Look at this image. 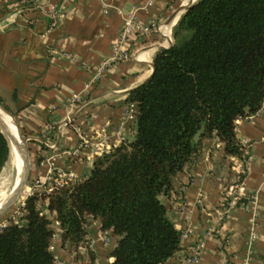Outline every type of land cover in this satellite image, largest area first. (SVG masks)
Here are the masks:
<instances>
[{"label": "crops", "instance_id": "crops-1", "mask_svg": "<svg viewBox=\"0 0 264 264\" xmlns=\"http://www.w3.org/2000/svg\"><path fill=\"white\" fill-rule=\"evenodd\" d=\"M193 1L47 0L23 6L21 0H0V104L30 136V177L41 180L38 189L70 173L74 179L87 175L97 154L134 136L131 107L136 110V103L129 101V91L151 76L156 52L174 42V27ZM53 11L57 23L52 22ZM128 16L144 23L155 18L161 29L121 41ZM118 44L129 56L111 61ZM236 124L237 136L253 155L241 184L245 201L218 219L217 211L229 205L227 190L239 180L244 156L226 153L216 133L204 137L199 151L174 177L170 193L160 194L170 218L187 232L165 264H183L200 240L204 245L197 264H220L223 257L225 264H244L247 258L250 264H264V104ZM250 193H256L258 210L254 240ZM52 217L56 264H90L87 247L81 246L77 257ZM88 220L96 264H109L118 236L109 230L105 243L100 220L91 215Z\"/></svg>", "mask_w": 264, "mask_h": 264}, {"label": "trees", "instance_id": "trees-1", "mask_svg": "<svg viewBox=\"0 0 264 264\" xmlns=\"http://www.w3.org/2000/svg\"><path fill=\"white\" fill-rule=\"evenodd\" d=\"M173 36L156 52L151 76L129 91L134 136L97 154L87 175L29 194L19 218L0 228V264H56L53 214L62 240L77 257L87 247L90 264L89 215L118 236L109 264H165L180 249L182 230L160 194L170 193L204 137L216 133L226 153L245 155L236 120L264 104V0H196ZM11 152L0 128V171Z\"/></svg>", "mask_w": 264, "mask_h": 264}, {"label": "built area", "instance_id": "built-area-1", "mask_svg": "<svg viewBox=\"0 0 264 264\" xmlns=\"http://www.w3.org/2000/svg\"><path fill=\"white\" fill-rule=\"evenodd\" d=\"M47 0H21L23 6H30L32 4H36V3H41V2H45ZM51 18H53L52 22L53 23H57V13L55 11L50 13ZM161 29V24L155 19H151L149 22H141L140 20H138L137 18H135L134 16H128L125 18L124 20V25L121 31V35H120V40H126L128 37H130L131 35H142V34H147L150 32H153L155 30H160ZM129 56V53L126 49H122L121 44H118L115 55L113 56V58L111 59V61H115L118 60L120 58H124ZM110 61V62H111ZM107 62V61H106ZM108 63V62H107ZM131 111H133V114L135 112V108L132 106L131 107ZM67 122H72V117L68 116L67 117ZM79 132V136L81 138V142H85L86 141V134L83 130H81L80 128L78 129ZM245 144V139L242 141ZM95 147L97 149H101L102 144L101 142H97L94 143ZM245 155L243 157V159L241 160V165H240V169L239 172L241 173H247L248 169L250 168V163L253 159V155L251 154L249 147H245ZM51 164H53V162H51ZM52 170V169H51ZM67 179H74V177L72 176V174H68ZM64 179H59L56 180V182H62ZM32 184L28 185L30 192H33L34 190L38 189V186L41 185V180L39 178H33L31 180ZM243 181H236L234 182L233 185H231L228 190V198L230 197V199L228 200V206H225L222 210H218L217 211V217L219 220H223L229 210V208H231V206H234L237 204L238 199L244 195L243 191L241 190V184ZM52 187V184L48 185L45 189L49 190ZM250 197V201L252 202L251 208H252V212H253V231L251 232V240H254L257 237V232L255 230L256 226H257V215H258V210H257V206L255 204L256 201V193H250L249 194ZM187 232L184 231L182 232V237L186 236ZM103 236H104V240L105 243H108L110 241V232L109 230H105L103 231ZM204 245V240H200L195 246H193L190 250V252L184 256L182 262L183 264H197L201 249L203 248ZM227 262V258L223 257L221 260L220 264H225ZM244 264H250L249 262V258L246 259V261L244 262Z\"/></svg>", "mask_w": 264, "mask_h": 264}, {"label": "water", "instance_id": "water-1", "mask_svg": "<svg viewBox=\"0 0 264 264\" xmlns=\"http://www.w3.org/2000/svg\"><path fill=\"white\" fill-rule=\"evenodd\" d=\"M196 0H194L191 4L185 7V10L191 6ZM164 48L163 46H160V49ZM13 116V115H12ZM14 120L15 117L13 116ZM15 123L18 128V135H15L9 124L0 116V128L4 132V134L7 136V138L11 139V141L17 146V149L19 151L21 160H22V169L20 172V178L17 182L16 186L13 188L10 195L6 198L4 202L0 204V215L5 213L10 207L13 206V204L19 199L22 192L24 191L25 187L27 186V183L30 179L31 175V163H30V151L28 146V140L30 139V136L24 135L15 120ZM205 125H203L195 134L194 139L198 141L204 130Z\"/></svg>", "mask_w": 264, "mask_h": 264}, {"label": "rangeland", "instance_id": "rangeland-1", "mask_svg": "<svg viewBox=\"0 0 264 264\" xmlns=\"http://www.w3.org/2000/svg\"><path fill=\"white\" fill-rule=\"evenodd\" d=\"M17 164L14 161V154L11 152V156L5 166L2 168L0 171V202L8 195L9 193L12 192L14 185L16 183V177H17ZM32 184L31 182V177L27 183V187L23 194L19 197V199L13 204L12 207H10L6 213L2 216H0V228L7 224L11 219H18L19 216L22 213V206L24 205L26 197L31 194L29 186ZM39 190H44V188L39 189ZM53 227L56 233V228L55 224L53 221ZM55 236V234H54ZM53 236V238H54ZM57 260V258H56Z\"/></svg>", "mask_w": 264, "mask_h": 264}, {"label": "bare ground", "instance_id": "bare-ground-1", "mask_svg": "<svg viewBox=\"0 0 264 264\" xmlns=\"http://www.w3.org/2000/svg\"><path fill=\"white\" fill-rule=\"evenodd\" d=\"M0 116L9 124L12 132L15 134V135H18V128H17V125L15 123V120L13 118V116L11 114H9L7 111H5L1 106H0ZM10 139V138H9ZM10 142H11V150L14 154V161L16 162L17 164V177H16V183L14 185V187L16 186L17 182L19 181V178H20V172H21V169H22V160H21V157H20V154H19V151L17 149V146L11 141L10 139ZM27 187V186H26ZM25 187V189H26ZM24 189V191H25ZM23 191V192H24ZM22 192V194H23ZM10 194V193H9ZM21 194V195H22ZM8 197V195L0 202V204L2 202H4L6 200V198ZM6 213V212H5ZM4 213V214H5ZM3 215V214H2ZM0 215V216H2Z\"/></svg>", "mask_w": 264, "mask_h": 264}]
</instances>
